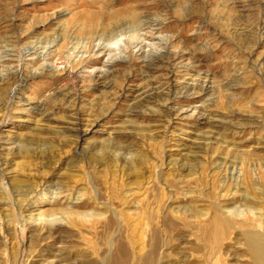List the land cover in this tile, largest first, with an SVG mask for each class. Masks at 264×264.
<instances>
[{
  "label": "rangeland",
  "instance_id": "1",
  "mask_svg": "<svg viewBox=\"0 0 264 264\" xmlns=\"http://www.w3.org/2000/svg\"><path fill=\"white\" fill-rule=\"evenodd\" d=\"M246 231L264 0H0V264H254Z\"/></svg>",
  "mask_w": 264,
  "mask_h": 264
},
{
  "label": "bare ground",
  "instance_id": "2",
  "mask_svg": "<svg viewBox=\"0 0 264 264\" xmlns=\"http://www.w3.org/2000/svg\"><path fill=\"white\" fill-rule=\"evenodd\" d=\"M88 28H89V26H88ZM127 28H128V26L123 28L122 25H119L117 29H114V30L112 29L109 32V34H106L104 36H99L98 39H99V41L102 39H105V40L106 39H113L119 32H121L123 30L126 31ZM102 44L103 43H101V45ZM223 228H222V230H223ZM225 229H226V226H225ZM218 231H219V229H218ZM223 232L225 233L226 231H223ZM245 233H246L245 235L248 237L247 246L249 248V252H250V255L254 261V264H264V235H262L261 233L259 235L255 232H252V231H246ZM210 264H211V261H210Z\"/></svg>",
  "mask_w": 264,
  "mask_h": 264
}]
</instances>
